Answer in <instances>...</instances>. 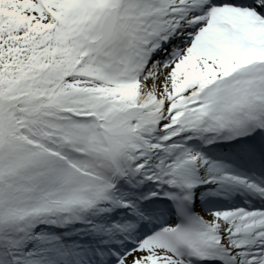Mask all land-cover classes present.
<instances>
[{"label": "snow or ice", "instance_id": "obj_1", "mask_svg": "<svg viewBox=\"0 0 264 264\" xmlns=\"http://www.w3.org/2000/svg\"><path fill=\"white\" fill-rule=\"evenodd\" d=\"M0 264H264V0H0Z\"/></svg>", "mask_w": 264, "mask_h": 264}]
</instances>
